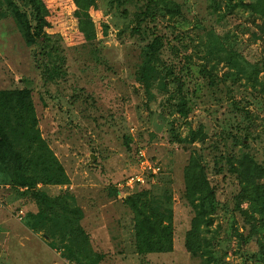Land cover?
<instances>
[{"label": "rangeland", "instance_id": "rangeland-1", "mask_svg": "<svg viewBox=\"0 0 264 264\" xmlns=\"http://www.w3.org/2000/svg\"><path fill=\"white\" fill-rule=\"evenodd\" d=\"M128 2L42 0L34 21L29 2L13 0L24 20L42 25L46 40L38 45L0 0V92L30 93L36 130L68 177L67 185L37 190L82 212L84 246L101 258L97 264H259L248 251L254 241L238 245L236 234L244 236L251 224L235 207L239 183L228 163L247 154L264 166V94L226 58L249 64L247 73L264 82V38L246 12L230 9V0H162L138 30L135 16L149 0ZM155 37L162 45L144 81V49ZM166 69L172 74L165 76ZM180 98L187 118L176 113ZM138 150L160 172L129 188ZM191 158L213 191L207 257L185 249L194 217L183 197ZM9 183L0 174V264H78L61 247L68 220H36L30 192ZM143 191L172 212L169 253L136 254L125 200Z\"/></svg>", "mask_w": 264, "mask_h": 264}, {"label": "trees", "instance_id": "trees-1", "mask_svg": "<svg viewBox=\"0 0 264 264\" xmlns=\"http://www.w3.org/2000/svg\"><path fill=\"white\" fill-rule=\"evenodd\" d=\"M5 1L17 21L28 32L30 40L40 44L46 40L42 25H35L24 20V16L15 9L13 0ZM30 4V16L36 21L41 12L39 2L42 0H25ZM129 0H117L124 6ZM162 0H149L147 7L135 16L137 30L148 19L154 18L151 7L157 6ZM90 2V0H87ZM237 2V3H234ZM213 3V2H212ZM232 11L241 9L248 14L251 24L264 38V0H230L226 2ZM22 28V29H23ZM21 30V28H19ZM90 35V34H88ZM161 38L155 37L144 49V62L140 71V78L148 80L152 62L161 49ZM229 66L233 63L238 67V75H243L251 83L252 89L259 87L260 94H264V82L257 79V72L247 73L249 64L242 62L243 67L235 57L226 58ZM224 59V61H226ZM233 61V62H232ZM172 74L166 69L165 76ZM156 75V74H155ZM147 83V82H146ZM179 87L183 84L177 83ZM176 113L181 118H187L189 108L187 100L180 98L175 105ZM35 118L30 93L27 90L0 92V174L5 177V182H10L12 188H26L32 200L37 205L36 220L52 219V222L64 224L68 220L66 230L70 243H61L62 248H67L65 259L78 264H97L98 255H91L84 244L88 243V236L79 226L82 212L78 208L65 204L64 197H51L37 190V186H60L68 184V177L62 165L57 161L48 144L41 138L36 130ZM244 146V145H243ZM223 155L215 160V166L221 164ZM196 158H191L185 169V202L192 208L194 217L191 228L186 235L185 249L190 254L208 256L207 251L210 241L206 234H210L213 223V191L209 187L203 170ZM230 173L235 174L239 183V193L235 198V207L245 221L251 224L250 230L244 236L236 234L239 246H246L250 241L255 242V249L248 250L252 256L257 257L259 264H264V166L252 156L241 154L229 161ZM7 179V180H6ZM67 202V201H66ZM247 203V209H241L242 203ZM126 206L133 214V230L135 234V250L140 257L155 254L169 253L173 249L172 212L165 210L153 202L148 192L143 191L133 194L125 200ZM39 225V224H38ZM81 246V247H80ZM76 247L80 250L76 251ZM69 249V251H68Z\"/></svg>", "mask_w": 264, "mask_h": 264}, {"label": "built area", "instance_id": "built-area-1", "mask_svg": "<svg viewBox=\"0 0 264 264\" xmlns=\"http://www.w3.org/2000/svg\"><path fill=\"white\" fill-rule=\"evenodd\" d=\"M137 158L138 171L129 175L125 180L126 186L129 188H132L135 185L144 186L149 176H156L160 172L159 165L157 163L151 162L147 158L144 150H138ZM21 215L22 211L20 210L17 217L20 219V217H22Z\"/></svg>", "mask_w": 264, "mask_h": 264}]
</instances>
